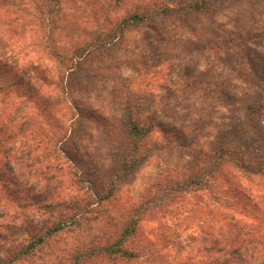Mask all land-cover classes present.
Instances as JSON below:
<instances>
[{"label": "rangeland", "instance_id": "obj_1", "mask_svg": "<svg viewBox=\"0 0 264 264\" xmlns=\"http://www.w3.org/2000/svg\"><path fill=\"white\" fill-rule=\"evenodd\" d=\"M38 1L18 0L20 7L8 11L12 21L8 38L23 52L25 62L39 64L47 72L50 85L42 86L40 96L49 100V108L43 112L38 103L24 102L20 117L28 120L21 131L20 119L10 116L15 94L0 93V132L13 137L3 146L13 145L11 168L17 174L8 189L0 180V224L16 220L34 224L50 218L54 214L40 212L42 202L54 208L64 201L83 204L90 190L86 178L96 181L98 189L103 174L114 168L117 147L124 142L121 104L128 98L138 102L141 116L155 112L170 129L154 132V140L163 148L155 150L137 174L122 184L115 200L104 206L117 222L166 183L189 174L194 156V150L186 148L190 141L197 142L195 150L208 153L219 140L237 143L241 139L240 101L246 93H264L262 5L253 8L227 1L217 18L203 19L193 32L173 20L159 26L167 34L161 39L146 28L133 30L123 46L68 80L71 89L66 96L57 86L62 84L61 72L67 76L61 57H70L72 46L95 31L107 30L140 0H122L118 8L113 0H63L53 33L40 20ZM52 48L58 53L53 58ZM226 51L233 57L228 67L232 70L225 65ZM77 111L79 118H74ZM259 124L264 129V113ZM63 148L84 157L85 180L80 176L83 168L74 173L73 163L61 153ZM25 149L31 153L17 163L14 158ZM2 152L0 148L3 158ZM263 156L264 151L254 158ZM213 189V193L175 197L165 208L147 212L134 242L141 257L129 264H215L222 254L218 248L210 249L231 217L247 225L248 234L243 237L247 242L264 240V178H249L226 168ZM55 209V214L60 212L59 207ZM102 219L99 212L97 222L51 238L17 264H69L66 258L83 247L82 241L120 228L116 220L111 227ZM110 261L89 259L87 264H124Z\"/></svg>", "mask_w": 264, "mask_h": 264}, {"label": "trees", "instance_id": "obj_2", "mask_svg": "<svg viewBox=\"0 0 264 264\" xmlns=\"http://www.w3.org/2000/svg\"><path fill=\"white\" fill-rule=\"evenodd\" d=\"M120 1L122 0H113V4L118 8ZM227 1L232 0H157L156 2L140 0L131 11L112 22L107 30L95 31L88 39L85 38L72 46L69 50L70 57H61V62L67 64L65 69L67 76L64 77V73L61 72L62 84L57 83L58 89L63 95L68 96L69 89H71V82L68 80H72L86 66L101 59L107 52L123 46L131 31L146 28L151 30L156 37L160 36L161 39V37H167V34L166 32L164 34L158 27L173 20L193 32L201 26L200 23L203 19L211 21L217 18L224 5H227ZM237 1L249 4L253 8L260 5L264 7V0ZM62 3L63 0L38 1L40 20L48 25L51 33L58 26ZM20 5L18 0H0V93L8 96L15 94L16 97L11 101L13 114L10 116L20 119V128L21 131H24L28 119H25V115L20 117L22 105L24 102H36L39 104V110L46 111L49 108V100L41 98L40 90L43 85H50V82L45 74L47 72L39 64L25 62L23 52L18 46H13L11 38H8V29L12 22L8 18V11L20 7ZM226 53L225 58L228 59H225V65L228 68L233 57L227 51ZM49 55L53 58L58 56V53L55 48H52ZM228 69L232 70L233 67ZM65 78L66 83L63 82ZM257 88L261 90L259 87ZM240 102L244 119L239 121L242 136L237 143H223L222 140H219L217 146L210 148L206 153L203 149L195 150L197 142L193 139L186 146L188 150H194L193 168L189 174L182 179L166 183L152 197L146 198L142 203L131 208L126 213V217L123 219L121 217V220L117 222L116 218L108 215L109 210L104 206L115 200L122 184L137 174L155 150L163 148L162 144L154 140L152 136L154 132L170 129L166 120L156 116L155 112L141 116L138 102L134 98H128L121 104L124 142L117 147L114 168L110 169L108 174H103L102 183H99L100 187L97 189V182H90L91 180L86 178L90 190H88V198L83 204L79 202L76 204L65 203V201L57 203L55 208L59 207L60 212L55 214L56 209L51 204L42 202L39 210L54 214L50 215V218L34 224L20 223L17 220L11 224H0V264H17L23 258L29 257L39 246L46 245L51 238L61 233L73 234L82 231L87 225L97 222L99 212H102V221L106 220V224L114 227L113 221L116 220L120 228L115 227L114 233H110V235L102 233L91 236L87 242L86 240L82 241L81 245L84 248L76 249L72 257L66 258L68 263L87 264L89 259L105 258L111 260L112 263L119 261L129 264L141 257V253L134 249V242L138 238L141 230L140 223L144 220L147 212L165 208L175 197L205 191L213 193V184L226 168L235 169L241 175L249 178H264V156L254 158L256 154L264 151V129L259 126V120L264 113V93L262 90L259 93H246ZM77 112L78 114H74V118L75 116L79 118V111ZM77 120L73 125H76ZM65 135L58 142L64 140ZM7 136L9 135L3 131L0 132V148L3 149L4 155L3 158L0 157V160L2 158L0 180L4 182V188L1 186L3 189H8V183L16 180L14 176L17 175L15 169L13 171L11 168L10 155L13 152V145L3 146L9 138H13ZM194 137L196 136L194 135ZM23 148L21 147L19 150H23ZM30 153L25 149L21 156L14 159L19 163L22 156H28ZM61 153L73 163L74 173H78L79 167L83 168L84 157L80 156L77 151L63 148ZM81 171L80 176L85 180V176L87 177L88 174L86 168ZM48 180L51 179L48 178ZM91 198L95 200H91ZM94 204L96 207H93ZM260 220L259 224H261ZM253 228L254 233L258 232L256 227ZM247 229V225H242L233 217L221 226L220 238L210 249L211 251L216 248L217 251L218 248L219 252L217 251V253L221 252L222 254V258L215 260V264H264V240L247 242L243 238L245 234H248ZM87 231L91 232L92 226L87 227ZM24 235L26 236L23 238Z\"/></svg>", "mask_w": 264, "mask_h": 264}]
</instances>
